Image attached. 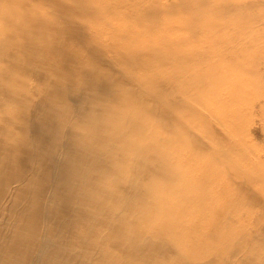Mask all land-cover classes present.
I'll return each instance as SVG.
<instances>
[{
	"label": "rangeland",
	"instance_id": "rangeland-1",
	"mask_svg": "<svg viewBox=\"0 0 264 264\" xmlns=\"http://www.w3.org/2000/svg\"><path fill=\"white\" fill-rule=\"evenodd\" d=\"M243 1L255 4L254 0ZM15 5H28L22 7L26 15L13 21L20 23L16 32L26 36L24 45L32 51L24 50L23 45L0 51V67L2 59L13 53H19V59L34 54L27 61L33 68L26 86L31 91L25 96L31 109L24 111L34 118L31 123L41 116L57 125L51 127L53 123L46 122V128L65 131L53 134L66 150L60 161L65 167L71 165L78 176L75 163L79 156L75 155L88 154L91 168L87 184L82 185L89 198H105L114 207L111 216L126 215L127 222L140 212L131 211L123 201L121 185L128 181H118L117 172L108 166L118 168L113 163L121 158L134 169L144 166L140 193L150 184L157 187V180L167 179L178 169L174 174L191 180L186 182L185 194H171L174 200L170 205L180 219L179 229L190 227L194 241L200 236L199 243L208 251L203 264H264V50L253 47L251 30L233 36L235 30L248 27L242 23L247 12L231 0H67L65 4L14 0ZM58 7L65 10L62 15L76 20L64 29L73 39L66 40L71 43L66 51L61 50L63 37H55L64 24L57 15ZM254 7L249 16L264 22V9L260 10L264 6ZM31 27L50 35L51 40L43 45V38L29 34ZM86 31L101 39L86 35ZM82 33L89 38L84 39ZM0 46L8 48L5 43ZM65 53L70 54L71 65H62L63 61L43 67V61L60 60L59 54ZM80 57L84 59L78 61ZM19 59H9L8 69L25 70ZM200 59H206V64ZM8 69L0 71V77L9 74ZM18 72L8 78L9 86L0 81V97L10 91L11 97L20 98L25 74ZM80 72L86 77H79ZM134 73L145 77L135 83L131 78ZM119 83H124V88ZM2 100L6 105L7 100ZM118 100L133 107V114L116 110ZM141 100H149L151 105ZM158 105L166 111L163 117L153 113ZM10 118L17 120L18 113L12 112ZM124 145L143 152L144 157L129 153ZM170 154L177 157L173 166L168 164ZM165 171L169 174L164 175ZM71 199L76 206L85 194L77 190ZM94 205V215H98L101 204ZM151 206L154 209L155 203ZM133 224L150 230L141 217ZM168 225L169 221H164L162 227ZM142 240L135 235L128 240L131 248L108 255L112 259L108 263L150 264L154 260L149 257L154 255ZM109 241L95 246L104 255L114 253ZM175 243L180 241H166L165 246H179ZM214 245L220 250L211 252Z\"/></svg>",
	"mask_w": 264,
	"mask_h": 264
},
{
	"label": "bare ground",
	"instance_id": "bare-ground-1",
	"mask_svg": "<svg viewBox=\"0 0 264 264\" xmlns=\"http://www.w3.org/2000/svg\"><path fill=\"white\" fill-rule=\"evenodd\" d=\"M53 1H59L62 4L67 3V0ZM231 1L240 6L238 9L243 8L245 13L247 12L246 19L242 23L248 25V27L235 30L233 36L245 34L244 29L251 30L253 32L252 39L255 40L252 43L253 47L256 51L261 50V48L264 50V22H262L263 20L257 22L255 18L249 16L253 14L252 10L255 5L264 6V0H254V5L251 3L245 4L243 0ZM22 7H28V5L14 6V0H0V45L5 43V46L8 47L4 49L0 46V51L15 50V48H19L16 45H23L24 50L32 51L30 46L27 45L26 47L24 45L26 36L16 32L21 28L20 23L13 21L26 15L25 8ZM199 9L204 13L202 8ZM263 9L264 7L260 8V10ZM64 11L60 7L57 9V15L60 14L64 24L59 27L60 30L55 32L56 38L63 37L62 51L69 50L71 45V43L68 45L66 40H73L64 32V29L69 23L74 24L76 22L75 19L71 17L68 19L67 16L62 15ZM81 11H83L82 8ZM71 33L78 34L75 31H71ZM83 33L85 34V32ZM29 34L43 38V45L51 40L50 35H42L32 27ZM84 34L86 40L90 35L94 36L92 38L101 39L100 35H95L89 31H86L88 36ZM53 42L55 43V40ZM61 50L58 49L57 52L59 53ZM59 55L61 56L60 60H47L46 63L43 61V67L48 69L51 65L63 61L66 62L62 65H71L73 60L67 58L70 56L69 53ZM19 56V53H13L8 59L3 58L4 62H1L0 71L4 72L8 69L9 59L17 58L18 60ZM33 58V53L24 54L20 57L19 62L25 70L22 71L20 68L10 66L8 69L9 74L0 77V81L4 86H9L11 83L8 78L12 74H19L18 71L25 74L19 89L20 98L11 97L13 95L10 91L0 97V264H110L112 259L108 258V255H115L119 249L125 251L126 247L131 248L128 240L135 238V235L143 238L142 244L147 246L146 250L154 255L149 257L154 260L150 264H173L178 261L183 264H203L207 259L208 251L199 243L200 236L198 241H194L189 235L190 227L179 229L180 219L174 211L173 204L170 205L174 200L171 194L175 191L185 194L187 191L186 182L191 180V178L183 180L180 178V174H174L179 172L178 169H173L172 175L167 179L157 180L158 188L156 185L150 184L145 193H140L139 190L142 189L143 183L141 181L144 179L141 175L146 170L144 166L134 169L125 162L124 158L115 159V163L111 162L117 165L118 168L107 165L109 169H114L117 172L116 178L118 181H128L127 184L123 183L121 185L124 194L123 201L128 204L131 211L139 210L140 216H135L134 219L141 217L144 226L150 228V230L141 229L139 226L134 225L133 218L125 222L126 215L121 218L116 214L111 216V209L114 207L105 198L104 200L93 201L89 198V191L86 193L85 186L82 185L87 184L86 180L91 168L88 167L87 163L88 154L83 151L80 155H75V157L79 156V160L75 163L76 170L80 171L78 176V172L73 170L71 165L65 167L64 163L61 162L66 150L61 143H58L54 135L58 133L60 135L65 134V131L63 132V129L53 131L46 128V122H52L51 127L57 125L54 120L47 121L41 116H35V122L31 123L29 121L34 120V118H30L31 114L24 111L31 109V106L25 103V96L31 91L30 87L26 86L33 68L27 64V61ZM83 59L80 57L78 61ZM200 61L202 64H206V59H200ZM118 68L120 69V67ZM78 76L82 79L86 77L83 72H80ZM144 77V74L134 73L131 75L135 83ZM123 84L119 83L121 88H124ZM137 93L135 92V94ZM2 99L7 100L6 105ZM119 102L122 105H119ZM141 102L142 104L151 105L149 100H141ZM11 104H17L18 108L14 109ZM117 104L116 110L119 108L125 111L129 110V114H133L135 111L131 106H124L125 102L123 100H118ZM153 111V113L159 112L161 115L166 112L159 105L154 106ZM12 112L18 113L17 120H11L10 115ZM26 114L27 118L25 117ZM79 124H81V121ZM63 125L68 126L65 123ZM243 126H246L245 123ZM60 146L62 149H60ZM199 146L197 144L196 147ZM122 148H127L129 153L144 157L143 152L137 151L133 147L124 145ZM193 148L195 149V147ZM99 158L101 159V157ZM176 158L172 154L168 155V164L173 166ZM184 167L185 162L181 168L184 169ZM167 174H169V171L164 172V175ZM192 175L195 174L192 173ZM77 190L85 194V199L78 205L73 206L71 198ZM228 191L232 193L233 189H228ZM168 198L169 201L166 200ZM186 200L190 201L189 197ZM94 203L101 204L98 215H94ZM152 203H155L154 209L151 206ZM104 205H107L108 208ZM109 217H112V221L108 219ZM164 221H169L166 228L162 227ZM107 239L110 240L108 247L113 248L114 253L109 251L108 254L104 255L105 253H101L95 245L104 243ZM173 239L180 241V243H175L179 246L174 245L171 249L167 248L165 242H171ZM175 250H185L186 253L179 255L175 253ZM219 250L218 245H214L210 249L211 252ZM168 256H170L169 261Z\"/></svg>",
	"mask_w": 264,
	"mask_h": 264
}]
</instances>
